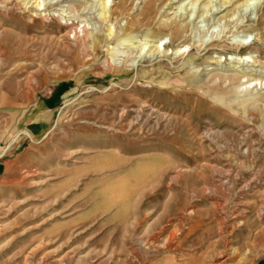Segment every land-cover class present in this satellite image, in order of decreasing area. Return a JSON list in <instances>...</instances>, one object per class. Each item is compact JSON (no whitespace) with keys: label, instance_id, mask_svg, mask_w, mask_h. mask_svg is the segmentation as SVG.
<instances>
[{"label":"rangeland","instance_id":"obj_1","mask_svg":"<svg viewBox=\"0 0 264 264\" xmlns=\"http://www.w3.org/2000/svg\"><path fill=\"white\" fill-rule=\"evenodd\" d=\"M86 1L0 0V264H264V79L191 84L261 69L264 0Z\"/></svg>","mask_w":264,"mask_h":264},{"label":"bare ground","instance_id":"obj_2","mask_svg":"<svg viewBox=\"0 0 264 264\" xmlns=\"http://www.w3.org/2000/svg\"><path fill=\"white\" fill-rule=\"evenodd\" d=\"M8 1V0H7ZM22 1V2H20ZM48 1V0H47ZM52 1V0H51ZM88 1V0H87ZM82 2L84 3V5L88 2ZM94 1V0H93ZM106 1V0H105ZM11 2H13V4H15V6L23 3L24 6L23 7H26L29 8L32 4L30 3L31 0H11ZM36 2V1H35ZM155 3V2H154ZM12 4V3H11ZM150 4V3H149ZM50 5H59V2L57 0V2H51ZM88 6V4H86ZM101 5L102 7L100 8L101 9V12H100V17L102 19H106L108 15L107 14V11H105V5H104V0H101ZM12 6V5H11ZM21 6V5H20ZM18 6V8L20 7ZM87 6L82 8V7H79V9L81 8L82 10H85V8L87 9ZM157 6H155L154 4H151L147 6V12L150 13V12H156ZM22 8V7H21ZM71 8H73L75 10V8H77V5L75 4H71ZM70 8V9H71ZM20 9V8H19ZM89 9V8H88ZM90 10V9H89ZM23 11V10H22ZM73 11V10H72ZM88 11V10H87ZM145 12V11H144ZM88 14V12H87ZM41 15V14H40ZM42 16V15H41ZM40 16V17H41ZM43 17V16H42ZM45 18V16L43 17ZM70 18V17H69ZM47 19V18H46ZM263 18H261L262 20ZM84 22H85V25L79 29V25L78 23L75 22V19H73L70 23H66L65 27H63L64 29L61 31V35H60V39L61 40H68V41H72L71 40V35L73 34L74 36V39L76 40V42H78V46H80L81 50L83 51H88V50H91V55L94 57L98 52H101L102 51V42L104 40V38L109 37L111 35H113L112 33V29H107L109 30L108 33H101V29H99L97 27V25L95 23H93V26L92 27H89L87 26L88 23H89V19L87 18H84ZM135 23H133V25H131V29L134 27V26H137L140 24V20H136L134 21ZM91 23V22H90ZM149 26V25H148ZM169 27V26H168ZM128 28V27H127ZM127 30V29H126ZM162 30V29H161ZM171 30L173 32H175L177 35H179L180 31L182 30L181 28V25H175L173 26V28H171ZM130 31V29H129ZM128 31V32H129ZM127 32V33H128ZM124 33H126L125 29L123 31L122 34L119 35V37L121 38H135L137 37L136 34L134 35L133 33L131 34L129 32V34L124 35ZM148 35H152V31H149L148 32ZM60 40V41H61ZM77 45V44H76ZM131 47V46H129ZM146 45H142V46H135V48H137V52H139L141 54V51L143 48H145ZM134 48V47H132ZM134 48V50H135ZM151 48V50L149 49ZM148 49H149V52L147 54L144 55L145 58H149L152 57L154 55H158L159 53V49L158 47L157 48H154L153 49V46H150ZM144 54V53H143ZM90 55V56H91ZM100 55V54H99ZM98 55V56H99ZM91 56V57H92ZM142 56V55H141ZM90 57V58H91ZM96 58V57H95ZM95 60V59H94ZM133 61V60H132ZM189 61H192L191 58H189ZM220 60L218 59H214L212 60L211 62H209V65H213L212 68H207V70L204 72V74H197L193 71H191V74L193 75V80H192V85H208L210 84L211 82H215V84H227L228 85V81L231 82V83H238L240 82V80L244 77H251L250 81L251 80H254V79H257V80H263L264 79V70H263V67H264V63L261 61L259 62V65H260V68L261 69H238V67H225V68H220L221 71H217V69H219L218 65L220 64ZM121 64V63H120ZM114 65V64H113ZM127 67H131L133 66V64H130V65H126ZM220 66V65H219ZM117 68H119L117 66ZM124 68V67H123ZM204 69V68H203ZM128 70H130L128 68ZM127 70V71H128ZM197 70V69H196ZM215 70V71H214ZM231 70V72L229 71ZM104 73V72H103ZM189 87V86H188ZM211 87V86H210ZM193 88V87H192ZM214 89H215V86H214ZM260 96V95H259ZM252 100L253 97L249 98V100Z\"/></svg>","mask_w":264,"mask_h":264},{"label":"crops","instance_id":"obj_3","mask_svg":"<svg viewBox=\"0 0 264 264\" xmlns=\"http://www.w3.org/2000/svg\"><path fill=\"white\" fill-rule=\"evenodd\" d=\"M1 155H2V152L0 153V173H3L6 167V163L5 161L1 160Z\"/></svg>","mask_w":264,"mask_h":264}]
</instances>
